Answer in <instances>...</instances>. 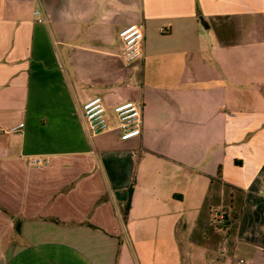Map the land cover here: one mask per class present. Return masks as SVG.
I'll return each instance as SVG.
<instances>
[{"label":"crops","instance_id":"0c3cea01","mask_svg":"<svg viewBox=\"0 0 264 264\" xmlns=\"http://www.w3.org/2000/svg\"><path fill=\"white\" fill-rule=\"evenodd\" d=\"M0 264H264V0H0Z\"/></svg>","mask_w":264,"mask_h":264},{"label":"built area","instance_id":"2783aa9c","mask_svg":"<svg viewBox=\"0 0 264 264\" xmlns=\"http://www.w3.org/2000/svg\"><path fill=\"white\" fill-rule=\"evenodd\" d=\"M116 37L120 42L119 58L128 64L139 56L142 39V26L128 24L120 28ZM141 106L135 101H124L110 108L111 118L105 115V110L99 97L94 96L80 103L79 111L87 138L106 131H115L119 140H126L139 134ZM20 127L10 129L17 130ZM30 164H39V158L29 160ZM241 263V261H240Z\"/></svg>","mask_w":264,"mask_h":264},{"label":"trees","instance_id":"16d2710c","mask_svg":"<svg viewBox=\"0 0 264 264\" xmlns=\"http://www.w3.org/2000/svg\"><path fill=\"white\" fill-rule=\"evenodd\" d=\"M210 222L222 231H226L227 228V213L225 209H219L217 211H210Z\"/></svg>","mask_w":264,"mask_h":264}]
</instances>
